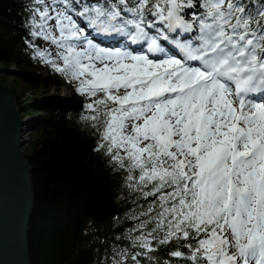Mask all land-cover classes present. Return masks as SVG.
<instances>
[{"label":"snow or ice","instance_id":"snow-or-ice-1","mask_svg":"<svg viewBox=\"0 0 264 264\" xmlns=\"http://www.w3.org/2000/svg\"><path fill=\"white\" fill-rule=\"evenodd\" d=\"M57 2L34 0L32 35L57 48L36 55L102 94L85 119L102 114L97 150L158 195L159 243L195 240L192 264H264V0H201L190 20L193 0Z\"/></svg>","mask_w":264,"mask_h":264},{"label":"trees","instance_id":"trees-1","mask_svg":"<svg viewBox=\"0 0 264 264\" xmlns=\"http://www.w3.org/2000/svg\"><path fill=\"white\" fill-rule=\"evenodd\" d=\"M200 2L193 0L195 7L186 10L185 19L201 11ZM35 6L34 0H0V65L26 70L21 78L31 94L39 96L28 103L18 102L16 96L21 116L38 115L25 127L31 137L22 152L32 169L33 208L27 233L30 263L192 264L185 245L195 240L159 243L163 232L156 231L155 218L160 201L158 195L143 194L151 186L137 188L136 181L128 180L126 168L114 163L105 149L97 150L103 116L95 122L85 119L94 114L86 105L102 94L91 98L78 94L77 82L36 55L44 51L50 59L57 58L55 45L32 35L39 31L32 25ZM56 6L62 7L60 0ZM35 19L38 24L39 17ZM51 88L68 89L78 102L40 99ZM33 106L43 111L34 113ZM131 174L138 179V170ZM141 237L150 242L149 248L141 246ZM176 251L182 255H172Z\"/></svg>","mask_w":264,"mask_h":264},{"label":"water","instance_id":"water-1","mask_svg":"<svg viewBox=\"0 0 264 264\" xmlns=\"http://www.w3.org/2000/svg\"><path fill=\"white\" fill-rule=\"evenodd\" d=\"M15 93L0 80V264H31L28 225L33 208L31 167L21 152L27 140Z\"/></svg>","mask_w":264,"mask_h":264},{"label":"rangeland","instance_id":"rangeland-1","mask_svg":"<svg viewBox=\"0 0 264 264\" xmlns=\"http://www.w3.org/2000/svg\"><path fill=\"white\" fill-rule=\"evenodd\" d=\"M26 73H27L26 70L20 71L15 68H10V67L0 65V80L5 82L12 88L13 92L15 93V101H16V96H17L18 102H21V103H28L30 102V100L39 99L38 98L39 96L37 97V95L31 94L28 86L24 83V80L21 78L20 74H26ZM40 73L43 74L44 72L40 71ZM40 99H48V100L51 99L53 102H59V103H64V104H68L70 102H76V103L78 102V97L73 95L71 91L67 89L58 90L57 88H51L48 94L41 96ZM31 104L32 102L30 103V105ZM31 109L34 113L37 111L41 113L43 111L42 107H37V106L31 107ZM19 114L23 120H27L30 118H33L35 120L36 116H38L37 114H34L31 117H25V116H21L20 112ZM23 136H24V139L27 140V142L29 143V140L31 137L30 130H27L23 134ZM27 142L22 147L21 152H23L24 150L26 151V149H28Z\"/></svg>","mask_w":264,"mask_h":264},{"label":"bare ground","instance_id":"bare-ground-1","mask_svg":"<svg viewBox=\"0 0 264 264\" xmlns=\"http://www.w3.org/2000/svg\"><path fill=\"white\" fill-rule=\"evenodd\" d=\"M96 40L104 46H114L118 42L107 37H96ZM118 40H122V39L118 38Z\"/></svg>","mask_w":264,"mask_h":264}]
</instances>
